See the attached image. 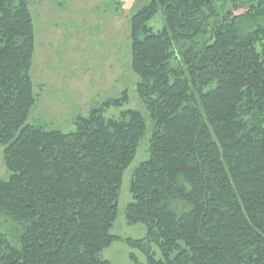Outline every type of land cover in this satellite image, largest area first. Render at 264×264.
Returning <instances> with one entry per match:
<instances>
[{
  "label": "trees",
  "instance_id": "obj_1",
  "mask_svg": "<svg viewBox=\"0 0 264 264\" xmlns=\"http://www.w3.org/2000/svg\"><path fill=\"white\" fill-rule=\"evenodd\" d=\"M130 25L153 125L126 209L146 227L140 240L111 229L146 118L105 117L129 103L125 90L77 116L74 132L27 123L34 22L27 0H0V217L22 229L16 245L0 234V264H109L119 241L147 264H264V0H147Z\"/></svg>",
  "mask_w": 264,
  "mask_h": 264
},
{
  "label": "rangeland",
  "instance_id": "obj_2",
  "mask_svg": "<svg viewBox=\"0 0 264 264\" xmlns=\"http://www.w3.org/2000/svg\"><path fill=\"white\" fill-rule=\"evenodd\" d=\"M149 1V0H148ZM248 1V0H243ZM35 28V54L31 67L37 104L28 122L48 130L74 132L75 118L87 117L108 99L125 90L129 103L110 108L106 118H119L126 109H134L146 118L147 133L137 155L127 169L120 191L118 216L111 234L122 239L146 237L143 224L129 225L126 209L132 201L129 191L132 173L149 158V140L153 125L145 105L137 94L138 77L131 68V25L136 10L147 0H27ZM10 174L4 165V147L0 145V180ZM21 227L0 217V234L16 245ZM154 251L160 257L159 249ZM147 264L145 255L125 241L114 242L102 254L109 264Z\"/></svg>",
  "mask_w": 264,
  "mask_h": 264
}]
</instances>
